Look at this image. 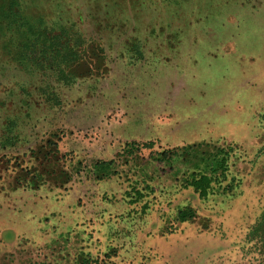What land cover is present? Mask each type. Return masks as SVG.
<instances>
[{"label":"rangeland","instance_id":"rangeland-1","mask_svg":"<svg viewBox=\"0 0 264 264\" xmlns=\"http://www.w3.org/2000/svg\"><path fill=\"white\" fill-rule=\"evenodd\" d=\"M262 231L264 0H0V264H264Z\"/></svg>","mask_w":264,"mask_h":264},{"label":"trees","instance_id":"trees-1","mask_svg":"<svg viewBox=\"0 0 264 264\" xmlns=\"http://www.w3.org/2000/svg\"><path fill=\"white\" fill-rule=\"evenodd\" d=\"M143 147L148 148V149H153L154 143L144 144ZM159 155L162 157V161H166V160H171L173 159V157L177 156V152L165 151V152L160 153ZM194 175L197 178L194 180L192 186L195 187L199 192H201V195L206 196L210 190V184H209L210 180L208 176L201 172L195 173ZM261 226H262V223L259 225L258 229L253 232L252 234L253 238L255 235L258 236L261 233ZM262 235L263 236L261 237V241H258V242L261 244L260 251L264 253V232L263 231H262Z\"/></svg>","mask_w":264,"mask_h":264}]
</instances>
